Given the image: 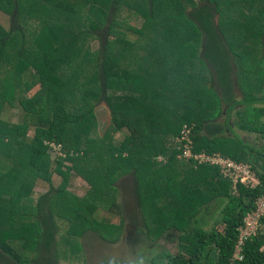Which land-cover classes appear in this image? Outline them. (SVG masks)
Here are the masks:
<instances>
[{
  "label": "trees",
  "instance_id": "1",
  "mask_svg": "<svg viewBox=\"0 0 264 264\" xmlns=\"http://www.w3.org/2000/svg\"><path fill=\"white\" fill-rule=\"evenodd\" d=\"M237 4L250 12L232 15ZM126 8L144 20L140 31L126 24L135 42L119 30ZM0 12L11 19L0 22V264H60L55 216L71 223L67 254L84 256L80 221L120 241L122 224L94 216L116 207L126 177L152 250L145 264H264V218L234 261L264 170L254 166L261 187L235 189L219 168L179 158L187 127L197 155L264 160V0H0ZM95 40L102 49L91 52ZM39 84L42 104L25 98ZM73 177L91 187L85 198L69 193ZM38 181L50 192L36 199ZM162 239L178 241L177 253L157 248Z\"/></svg>",
  "mask_w": 264,
  "mask_h": 264
},
{
  "label": "rangeland",
  "instance_id": "2",
  "mask_svg": "<svg viewBox=\"0 0 264 264\" xmlns=\"http://www.w3.org/2000/svg\"><path fill=\"white\" fill-rule=\"evenodd\" d=\"M196 2H201V0H196ZM229 8V11L232 13V15L240 16L246 12H250L249 9H247V6L244 7L243 5L238 6L235 5V7H227ZM226 9V8H225ZM112 10V9H111ZM139 10L126 8L121 14L117 17V22L122 23L125 28L120 27V31L127 34V40L130 42L137 41V36L133 34L131 31L126 29V24L129 25V27L133 28L134 30H144L145 24L144 20L140 18H136V15H140L141 13L138 12ZM113 12V11H112ZM171 23H173L172 20H170ZM0 22L5 25L6 27H9L11 25V19L8 15H5L0 12ZM162 27H165L164 31H170L169 28H167L166 25H163ZM23 28L25 31L27 29L32 30L33 25L31 24H24ZM103 38L105 37V34H101ZM243 34L240 32V37ZM239 34L235 35V40L238 39ZM245 37V36H244ZM114 39V38H112ZM245 41V38L243 39ZM241 43V42H240ZM239 44V43H237ZM247 42L248 50H256V52L260 51V47H255V43ZM251 45V46H250ZM89 47L91 48V52H95L99 49H102V43L95 40L92 42ZM257 57L259 58V55L257 53ZM34 70V69H33ZM35 71V70H34ZM6 76V75H5ZM45 94L46 89L41 84L34 86L32 91L26 95V99H32L36 100L37 103L42 104L45 100ZM18 108H15L14 111L18 113ZM4 114V113H3ZM98 115V124H99V133L101 136H103L104 132L109 127V119L106 110L101 107L97 111ZM226 117V116H225ZM222 117L221 119L217 120V123L224 124L226 121V118ZM16 118H11V122H16L17 120H14ZM239 133V132H238ZM33 132L31 133V136H33ZM242 136H244V139L247 140H253L255 141V137L246 136V134L241 133ZM121 137L119 135H113V138H111V143L115 146H119V142ZM256 144L259 147V144L256 142ZM257 147V148H258ZM58 151V150H56ZM58 157H64L60 156L56 152L53 154V160H56ZM255 161L260 160L258 157H254ZM262 163V162H261ZM66 166H71L70 163H66ZM54 164V168H55ZM54 186L56 188L60 187L62 183V179H60L57 176H54ZM115 187H118L120 189V193L117 197V205L116 207H111L109 210H102L98 211L94 218L98 221H104L109 222L116 225H123V233H122V239L116 243H111L101 233H97L90 229V226H92L90 223H83L80 221L78 223V226L83 227L86 229V233L84 235V238L81 239V245L83 249V258H79V256L65 253V249L68 250L69 246L66 243V241L63 242V239L65 236H67V231L71 225L70 222L66 221L65 219H62L58 216H55V219L52 221L53 225L50 224V222L47 220V227H52L54 232H56L55 236L57 238L56 241V247L57 243L60 246L59 253H60V264H145V256H151L152 250L148 248L145 242H142V236L141 231L143 230V222L142 218L139 214V211L137 210L135 199L132 196V179L130 177H126L120 181H117L114 184ZM132 186V187H131ZM91 189V187L85 183L84 180L78 177H73V180L70 183V187L68 189L69 193L73 194L79 199H83L86 197V194ZM50 192V186L42 181H38L34 186V193L35 198H39L42 195L49 194ZM215 207L210 209L211 216L213 215L215 211ZM218 215V213H216ZM213 224V222H211ZM144 227V226H143ZM210 227H205V230L208 231ZM219 230L223 229V226L218 227ZM145 230V229H144ZM146 231V230H145ZM65 240V239H64ZM157 248L160 246H165L168 251H170L172 254H176L179 248V242H166L165 240H159L158 241ZM58 246V247H59ZM58 248H56L57 252ZM36 264H43V263H36Z\"/></svg>",
  "mask_w": 264,
  "mask_h": 264
},
{
  "label": "built area",
  "instance_id": "3",
  "mask_svg": "<svg viewBox=\"0 0 264 264\" xmlns=\"http://www.w3.org/2000/svg\"><path fill=\"white\" fill-rule=\"evenodd\" d=\"M190 130L184 128L182 135V142L187 141V145L182 150L180 159L187 162L194 161L196 169L203 166L217 167L223 177L233 182L235 189L243 185L247 188L257 189L262 186V182L255 172V165L247 163H237L230 158H224L219 154L208 155L206 153L195 154L193 150V143L189 140ZM56 149V148H55ZM58 150V149H56ZM58 152V151H56ZM60 156H62L60 154ZM264 218V197L256 202L255 209L248 214L244 225L240 228L241 237L235 260H242V251L246 242L252 237L256 236L261 228V221Z\"/></svg>",
  "mask_w": 264,
  "mask_h": 264
},
{
  "label": "flooded vegetation",
  "instance_id": "4",
  "mask_svg": "<svg viewBox=\"0 0 264 264\" xmlns=\"http://www.w3.org/2000/svg\"><path fill=\"white\" fill-rule=\"evenodd\" d=\"M261 162H262L261 160H256L255 161V159H254V164H255L257 170H259V171H263L264 170V163H261Z\"/></svg>",
  "mask_w": 264,
  "mask_h": 264
},
{
  "label": "crops",
  "instance_id": "5",
  "mask_svg": "<svg viewBox=\"0 0 264 264\" xmlns=\"http://www.w3.org/2000/svg\"><path fill=\"white\" fill-rule=\"evenodd\" d=\"M262 163H264V160L262 161Z\"/></svg>",
  "mask_w": 264,
  "mask_h": 264
},
{
  "label": "clouds",
  "instance_id": "6",
  "mask_svg": "<svg viewBox=\"0 0 264 264\" xmlns=\"http://www.w3.org/2000/svg\"><path fill=\"white\" fill-rule=\"evenodd\" d=\"M220 155V154H219Z\"/></svg>",
  "mask_w": 264,
  "mask_h": 264
}]
</instances>
